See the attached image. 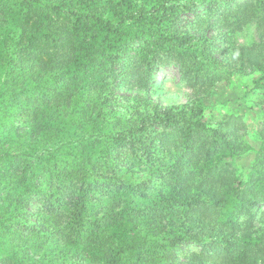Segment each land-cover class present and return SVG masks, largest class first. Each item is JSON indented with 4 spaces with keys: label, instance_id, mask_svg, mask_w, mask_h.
Listing matches in <instances>:
<instances>
[{
    "label": "trees",
    "instance_id": "obj_1",
    "mask_svg": "<svg viewBox=\"0 0 264 264\" xmlns=\"http://www.w3.org/2000/svg\"><path fill=\"white\" fill-rule=\"evenodd\" d=\"M63 4V0L0 2V27L6 34L0 47L7 59L22 65V74L28 72L32 80L39 68L54 75L53 83L38 86L45 91L35 100L27 98L21 107L24 121L34 125L45 124L52 107L67 105L59 97L69 99L71 85L82 88L88 97L85 115H95L94 124L109 112L104 105L111 96L106 92L116 77L125 85L144 89L155 68L170 65L205 97L216 82L228 81L229 70L213 54L208 38L182 30L184 17L201 20L218 11L226 20L237 17L236 22L264 23V0H96L86 3L82 11L65 9ZM101 9L109 15L99 14ZM250 50L236 48L239 67H253L259 77L250 91L264 96V54ZM62 80L65 86L59 85ZM147 102L150 110L139 113L140 119L124 117L122 129L110 136L102 157L80 152L62 165L55 164L56 172L48 179H40L44 176L33 166L38 153L33 161L26 152L0 153L7 161L0 167V215L10 217L0 219V233L9 241L0 264H45L47 253L39 250L40 245L54 238L67 239L72 233L78 239L74 253L81 256L80 261L87 258V264H187L176 258L175 251L187 241H198L200 235L205 237L203 244L215 247L217 264H264V233L234 235L228 227L236 224L234 216L226 222L214 216L218 207L231 200L240 203L242 212L260 201L258 192L247 196L253 186L234 177L228 162L214 166L215 154L233 153L235 140L230 138L237 136V127L226 121L211 123L200 97L182 105ZM260 108L264 111V106ZM146 119L160 125L154 133ZM100 163L107 165L111 178L100 174ZM120 163L122 168L114 170ZM149 183L155 184L152 190H147ZM95 184L106 191L104 211L102 217L88 220L87 200ZM33 195L40 206L32 214L36 223L23 211ZM64 202H68L66 208ZM128 215L134 220L129 230L134 234L124 230L120 243L113 242L114 232L107 234L100 221ZM64 219L66 236L60 225ZM16 240L23 247L17 244L14 250Z\"/></svg>",
    "mask_w": 264,
    "mask_h": 264
},
{
    "label": "rangeland",
    "instance_id": "obj_2",
    "mask_svg": "<svg viewBox=\"0 0 264 264\" xmlns=\"http://www.w3.org/2000/svg\"><path fill=\"white\" fill-rule=\"evenodd\" d=\"M3 1L6 0H0V2ZM63 1L65 9L82 11L88 6L86 3L91 4L96 0ZM93 4L90 6H93ZM6 8L8 12L10 7L6 6ZM198 13L201 16L205 13L203 6L198 9ZM99 14L109 15L103 9L99 11ZM201 18V20H196L192 17H184L180 26L184 32H188L195 37L205 36L210 40L208 44L213 54L222 60L229 70L227 82H216L204 97L205 94L191 89L173 65L155 68L150 77L149 85L144 89H137L134 85H125L121 77L118 76L114 86H110L106 92L111 96L109 102L104 105L105 110L107 108L109 112L103 113L94 124H91V122L95 115H85L86 110L84 107L88 103V97L83 94L82 88L74 85H71L73 94L69 99H66L64 95L61 98L59 97L60 103L67 105L52 107L51 110L47 109L49 110L47 114L49 119L45 124L34 125L29 121H24L26 117L20 114L23 112L21 107L28 101L27 98L35 100L37 94L43 90L45 91L44 88L40 89L38 86L53 83L54 75L52 72L39 68L33 74V80L30 79L27 72L28 68L24 67L23 71L27 74H22V65L11 63L7 59L3 47H0V58L4 56V59H0V153L7 150L17 154L26 152L31 161L38 153V161L37 163L34 161L33 166L39 175L44 176L40 179H48L56 172L55 164L62 165L80 152L93 154L94 158L102 157L105 154L104 151L108 146L110 136L122 129L121 126L125 123L124 117L133 116V118L140 119L141 115L139 113L150 108L147 101L159 102L165 105H182L195 101L200 97L206 105L205 116L209 118L211 123L226 121L229 122L230 126L237 127V136L230 138L235 140L232 148L233 153L219 152L215 154L213 156L214 166H220L223 162H228V169L233 171L234 177L244 179L245 183H248L247 187L253 186L254 191H250L247 196H253L254 192H258L257 196L260 200H257L255 206L244 210V212L240 210V203L231 200V203L218 207L214 216H216V220L221 222H226L228 218L234 216L236 224L234 226L228 225L234 235L240 232L247 233L248 236L263 234L264 178L261 179L260 176L264 175V111L261 110L260 106H264V96L250 91L253 81L259 75L253 70L252 66L239 67V53L236 48L244 46L251 49L250 51L256 55L264 54V23L260 25L254 21L236 22L237 17L227 18L228 20H226V17L220 16L218 11L213 12L210 17L202 16ZM4 31V27L1 26L0 36L2 37H0V41L3 36L6 37ZM36 75L37 79H35ZM59 85L65 86L64 81H59ZM12 89L16 91L12 92ZM76 90L79 92L76 93ZM52 95L53 92L49 96ZM150 112L148 111V113ZM146 122L149 124V128L153 130H150L151 133H154L160 126L150 119H146ZM0 158H2L0 159L1 167L7 161L6 157L0 156ZM123 165V163L118 164L114 167V170H120ZM99 166L102 168L100 174L106 176L105 178H111L107 165L100 163ZM116 172L121 174L122 171ZM124 178L129 180L127 176H124ZM103 180V178H100L101 182ZM78 184H80V181H78ZM96 185L87 200L86 217L88 220L102 217L104 211L103 201L107 194L105 189L102 187L97 188ZM83 186L85 185L83 184ZM154 186V183H149L147 190H152ZM33 196L34 199L28 202L29 206L25 207L23 211L26 212L32 223H36L35 216L32 214H34V211L40 210V206L39 202H36V196ZM143 198V196H140V199ZM99 202H102V206ZM64 203V208H66L68 202ZM126 214L127 212L123 211V216ZM42 216L44 215L42 214ZM18 218H22V216L20 215ZM0 219L10 220V217L8 214L3 217L0 215ZM66 220L64 219L60 225L62 226ZM133 223L134 220L131 215L122 219L118 216L117 219L110 218L109 220L102 219L100 221L107 234L114 232L112 240L115 243H120L124 238L120 237L121 232L124 230L129 234H134V232L129 231ZM85 224L86 226H92L88 222H85ZM10 227L14 228L15 226L10 225ZM62 228L66 236L68 228H65L64 225ZM1 230L2 228H0ZM23 232L24 230L19 233ZM28 232L33 234L30 230ZM140 234L142 235V233ZM75 236L76 234L72 233L67 239L54 238L41 244L39 250L44 254L47 253L44 263L71 264L72 262H79L81 256L74 253V249L78 245V239ZM204 238L200 235L198 241H187L182 244L175 251L176 258L187 264H202L201 260L204 261L207 258L206 264H217L216 257L214 258L215 247L212 249L210 246L203 244ZM8 242L7 235L0 233V258L7 254ZM13 244L14 250H17V244L23 247V244L18 240ZM88 262V259L84 258L78 264H87ZM14 264L18 263L15 262Z\"/></svg>",
    "mask_w": 264,
    "mask_h": 264
}]
</instances>
